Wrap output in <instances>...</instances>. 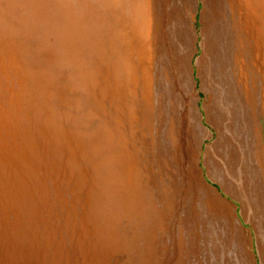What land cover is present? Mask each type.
<instances>
[{
	"label": "rangeland",
	"instance_id": "rangeland-1",
	"mask_svg": "<svg viewBox=\"0 0 264 264\" xmlns=\"http://www.w3.org/2000/svg\"><path fill=\"white\" fill-rule=\"evenodd\" d=\"M175 1L0 0V264H264V0Z\"/></svg>",
	"mask_w": 264,
	"mask_h": 264
},
{
	"label": "bare ground",
	"instance_id": "bare-ground-1",
	"mask_svg": "<svg viewBox=\"0 0 264 264\" xmlns=\"http://www.w3.org/2000/svg\"><path fill=\"white\" fill-rule=\"evenodd\" d=\"M175 2H176L175 11L177 13V23H178L177 29H178L179 41H183L184 39V44H187V43L189 44V42H191V35H192V22L194 21V9H193L194 0H176ZM172 40H173V37H172ZM185 57L187 58V56Z\"/></svg>",
	"mask_w": 264,
	"mask_h": 264
},
{
	"label": "crops",
	"instance_id": "crops-1",
	"mask_svg": "<svg viewBox=\"0 0 264 264\" xmlns=\"http://www.w3.org/2000/svg\"><path fill=\"white\" fill-rule=\"evenodd\" d=\"M194 58H192V60H193Z\"/></svg>",
	"mask_w": 264,
	"mask_h": 264
}]
</instances>
